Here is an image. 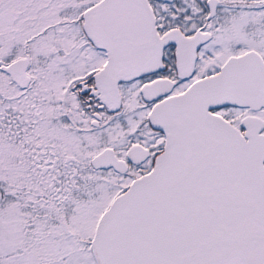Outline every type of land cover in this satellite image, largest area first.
I'll list each match as a JSON object with an SVG mask.
<instances>
[{"label":"snow or ice","instance_id":"obj_1","mask_svg":"<svg viewBox=\"0 0 264 264\" xmlns=\"http://www.w3.org/2000/svg\"><path fill=\"white\" fill-rule=\"evenodd\" d=\"M0 264H264V0H0Z\"/></svg>","mask_w":264,"mask_h":264}]
</instances>
